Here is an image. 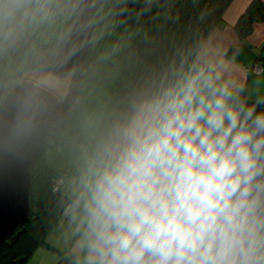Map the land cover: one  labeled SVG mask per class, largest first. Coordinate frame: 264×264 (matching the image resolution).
Returning a JSON list of instances; mask_svg holds the SVG:
<instances>
[{"label":"clouds","instance_id":"9594fccd","mask_svg":"<svg viewBox=\"0 0 264 264\" xmlns=\"http://www.w3.org/2000/svg\"><path fill=\"white\" fill-rule=\"evenodd\" d=\"M243 91L182 63L106 120L73 193L75 264H264V97Z\"/></svg>","mask_w":264,"mask_h":264},{"label":"trees","instance_id":"16d2710c","mask_svg":"<svg viewBox=\"0 0 264 264\" xmlns=\"http://www.w3.org/2000/svg\"><path fill=\"white\" fill-rule=\"evenodd\" d=\"M111 1L107 16L99 26L93 17L104 0L99 2L91 16L92 37L77 95L65 125L51 132L47 143L52 147L82 150L85 112L100 109L102 118L92 140L84 148L86 155L106 120L121 111L132 97L158 83L182 63L185 66L194 62L203 65L196 59V53L208 32L222 21L231 0ZM23 3L49 13L51 18L61 11L62 6L65 5L66 9L74 5L73 0H23ZM262 19L264 2L251 0L234 27L242 37L252 29L255 20ZM12 20L15 26L8 36H0V46L17 53L16 59H19L31 45L32 36L28 34L20 8ZM69 24L47 48L61 50ZM97 28L99 31L94 35ZM31 51L26 66L40 67L30 61ZM6 64L5 54L0 53V95L13 86L12 77L16 76L15 64L8 71ZM51 70L58 73L56 69ZM242 98L249 105L256 102L246 97L245 89ZM261 110H264V104L257 108V111ZM62 129L66 130L62 132ZM41 155L43 162L33 167L35 161L31 169L29 220L0 243V264H25L36 248L49 246L44 239L46 233L61 214L70 211L67 208L74 202L70 194L53 187L56 176L63 169L51 168L47 156ZM60 263L75 264L73 251L61 254Z\"/></svg>","mask_w":264,"mask_h":264},{"label":"water","instance_id":"95a60500","mask_svg":"<svg viewBox=\"0 0 264 264\" xmlns=\"http://www.w3.org/2000/svg\"><path fill=\"white\" fill-rule=\"evenodd\" d=\"M101 0H73L75 13L61 52L34 51L30 61L60 74L71 72L61 99L25 79L0 104V243L30 217L31 168L51 132L65 125L72 110L90 44V19ZM22 121H29L27 128Z\"/></svg>","mask_w":264,"mask_h":264},{"label":"rangeland","instance_id":"374dc122","mask_svg":"<svg viewBox=\"0 0 264 264\" xmlns=\"http://www.w3.org/2000/svg\"><path fill=\"white\" fill-rule=\"evenodd\" d=\"M111 4H112L111 0H104V2L100 4L99 9L97 10L96 14L93 17V21L96 24H98V26L100 23H102V21H104V17L107 16V12ZM64 6L61 7V11L58 14H56L51 18L49 13L39 8H32L26 3H23L21 5L20 10L22 12L23 17L25 18V21L27 22V30H28V34L32 36L31 39L32 42L31 45L27 47L22 54H20L19 59H16L17 53L15 52L13 53V51L8 52L6 51L4 45L0 46V53L5 54L6 62L8 63L6 64L7 71L11 68V65L14 63L15 64L14 74H16V76L12 77V80L14 79L16 80V84L10 90L6 92L4 91L3 94L0 95V104L6 98V96L9 95L12 89L25 79H30L47 87L48 89L53 91V93L58 98L62 99L67 94L72 77L71 72L67 74H58L51 69L26 66V62L28 60L30 51L34 48L36 49L31 51V54L34 51H38V50H44V51L48 50L57 53L61 52V50L60 51L51 50L46 46L48 44H51L54 40L59 38L64 33L65 26L70 23L71 18L75 13V8H76L75 4L73 6L72 5L67 6L66 9ZM90 23H91V19H90ZM14 26L15 23L12 20V18L5 19L4 17H0V36H5V35L8 36L9 32L11 31V29L14 28ZM98 31L99 29L97 28L95 30L94 35H96ZM91 37H92V31L90 34V40ZM260 64L261 63H257V62L253 63L251 66L248 67V72L250 74L258 73L256 71V67L259 66L256 65H260ZM47 75H53L54 77H48ZM262 97H264V95ZM65 130L66 129L64 130L62 129V132H64ZM84 145H85L84 143L81 144V146ZM75 150L79 151L78 149ZM41 154L47 156V163L51 168H54L55 170L63 169V172L61 171L62 173L57 175L55 181L53 182L54 189L56 190L61 189L65 193L67 192L68 194H71L70 193L71 187L68 183L66 184V179L69 175H70L69 178H72L73 177L72 174L74 171V173L77 174V178L76 177L74 178L75 179L74 187H76V182L79 176L77 171L78 161L76 163L72 161L67 162L66 148H62V147L57 148L56 146L52 147L51 145L46 143L41 153L35 159L36 163L34 164L35 161L33 162L34 164V166L32 164L33 167H36L37 165H40L43 162V157ZM74 164H77V166L74 167L72 171V167ZM68 209L71 210L72 209L71 206L68 207ZM73 233L69 234L68 232H66V213L61 214L58 217L55 224L46 233V236L44 238L49 246L44 245V247L36 248V250L31 255L30 259L25 264H61L60 263L61 254L66 255V253L68 254L69 252L73 251V247L76 241V237L73 235Z\"/></svg>","mask_w":264,"mask_h":264},{"label":"crops","instance_id":"0c3cea01","mask_svg":"<svg viewBox=\"0 0 264 264\" xmlns=\"http://www.w3.org/2000/svg\"><path fill=\"white\" fill-rule=\"evenodd\" d=\"M250 1H230L224 10L222 21L215 25L205 36L196 53V59L203 64H209L216 67L217 70H221L225 79L242 86L245 89L246 97L252 101H256L257 98L264 95V71L250 74L248 67L255 62L264 63V19L255 20L252 29L242 37L234 27L239 16ZM262 1L264 2V0ZM47 76L54 77L53 75ZM102 114L100 109L87 110L85 112L84 147L82 146V150L79 151L66 148L67 162L72 161L76 163L78 161V174L85 157L84 148L93 138L92 135L95 134ZM77 164L73 165L72 171ZM69 176L66 179V184L70 185V195L75 199L73 194L75 190L74 178H77V174L73 172V177L69 178ZM71 216L72 209L66 213V232L69 234H72L75 230ZM39 247H44V245H40Z\"/></svg>","mask_w":264,"mask_h":264},{"label":"built area","instance_id":"2783aa9c","mask_svg":"<svg viewBox=\"0 0 264 264\" xmlns=\"http://www.w3.org/2000/svg\"><path fill=\"white\" fill-rule=\"evenodd\" d=\"M261 65V64H260ZM256 65V66H259V67H256V71L259 73V72H261V71H263L264 70V68H263V66L261 65ZM12 82V84H13V86L16 84V80L14 79V80H12L11 81ZM17 82H18V80H17ZM12 86V87H13ZM12 87H10L8 90H10ZM8 90H5V91H8ZM57 147V146H56ZM59 183H61V182H59ZM57 184V183H56ZM71 206V205H70ZM70 206H68V207H70ZM68 209V208H67Z\"/></svg>","mask_w":264,"mask_h":264}]
</instances>
